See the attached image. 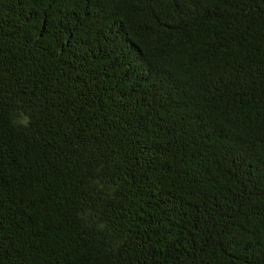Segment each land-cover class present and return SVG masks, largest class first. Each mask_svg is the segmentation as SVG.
Listing matches in <instances>:
<instances>
[{"label":"trees","instance_id":"16d2710c","mask_svg":"<svg viewBox=\"0 0 264 264\" xmlns=\"http://www.w3.org/2000/svg\"><path fill=\"white\" fill-rule=\"evenodd\" d=\"M0 264H264V0H0Z\"/></svg>","mask_w":264,"mask_h":264}]
</instances>
